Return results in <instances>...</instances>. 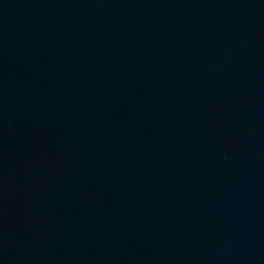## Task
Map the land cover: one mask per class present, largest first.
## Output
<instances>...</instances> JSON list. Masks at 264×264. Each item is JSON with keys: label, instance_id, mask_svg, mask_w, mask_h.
I'll use <instances>...</instances> for the list:
<instances>
[{"label": "water", "instance_id": "obj_1", "mask_svg": "<svg viewBox=\"0 0 264 264\" xmlns=\"http://www.w3.org/2000/svg\"><path fill=\"white\" fill-rule=\"evenodd\" d=\"M0 264H264V0H0Z\"/></svg>", "mask_w": 264, "mask_h": 264}]
</instances>
